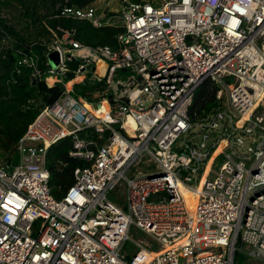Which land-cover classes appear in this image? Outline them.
I'll return each mask as SVG.
<instances>
[{
  "label": "built area",
  "instance_id": "built-area-1",
  "mask_svg": "<svg viewBox=\"0 0 264 264\" xmlns=\"http://www.w3.org/2000/svg\"><path fill=\"white\" fill-rule=\"evenodd\" d=\"M100 1L50 18L119 31L113 48L49 28L61 61L44 60L48 85L75 62L81 82L105 66L102 86L89 102L66 88L20 138L11 172L0 157V264H233L238 240L264 260V0ZM39 63L22 55L13 72L40 78ZM205 82L218 107L194 123ZM66 138L86 166L57 199L48 152ZM123 182L124 205L108 199Z\"/></svg>",
  "mask_w": 264,
  "mask_h": 264
},
{
  "label": "trees",
  "instance_id": "trees-1",
  "mask_svg": "<svg viewBox=\"0 0 264 264\" xmlns=\"http://www.w3.org/2000/svg\"><path fill=\"white\" fill-rule=\"evenodd\" d=\"M95 1L0 0V11L11 15V20L0 18V157L4 162H18L16 146L20 138L42 110L57 101L65 92L66 85L77 78L78 64L72 62L71 70L58 83L50 86L46 82L48 67L44 61V52L48 50V44L52 40L49 28L61 26L64 29H75L76 38L83 44L115 47L114 36L119 31L117 28H95L88 21L50 19L66 6L85 8ZM22 55H35L40 59L39 67L44 74L35 79V84L31 70L25 69L20 75L13 72L16 61ZM100 86L102 83L86 78L73 86V96L89 101L87 93ZM217 90V86L211 82H205L198 88L189 110L192 122H198L205 114L218 107ZM87 137L90 138L88 134ZM72 148L71 139L66 138L53 145L48 152L50 188L57 199H62L74 184L75 169L86 166L82 160L70 157ZM118 203L124 205L123 200ZM242 248V242L238 240L233 264H244L250 258Z\"/></svg>",
  "mask_w": 264,
  "mask_h": 264
},
{
  "label": "rangeland",
  "instance_id": "rangeland-1",
  "mask_svg": "<svg viewBox=\"0 0 264 264\" xmlns=\"http://www.w3.org/2000/svg\"><path fill=\"white\" fill-rule=\"evenodd\" d=\"M111 0H101L99 2V6L100 8H102V10L105 9V7L107 6L108 3H110ZM0 18L1 19H7V20H11V15H9L7 12L5 11H0ZM102 67V68H101ZM100 69H98V73L95 74L94 72H88L86 74H82L84 75L85 78H90L92 81L96 82L101 78L98 75H104V69L105 66H101ZM81 75V76H82ZM81 79L77 78L75 79L73 82H70L66 85L67 89H71L73 87L74 84L80 83ZM90 101V100H89ZM88 101V102H89ZM17 161L13 162V165L10 169H8V172H11L14 167H16L17 165ZM136 169V167L133 169V171ZM129 177H131V173L128 174ZM123 191H124V182L123 185L119 187L118 192L115 191L113 193L108 194V199L113 201V202H118L119 200H123L124 201V196H123ZM130 236L134 241H139L142 238H146V240L148 241L149 238L146 237L140 230L136 229V228H132L130 231ZM244 264H264V260L262 259H256V258H249L248 260H246V262Z\"/></svg>",
  "mask_w": 264,
  "mask_h": 264
},
{
  "label": "water",
  "instance_id": "water-1",
  "mask_svg": "<svg viewBox=\"0 0 264 264\" xmlns=\"http://www.w3.org/2000/svg\"><path fill=\"white\" fill-rule=\"evenodd\" d=\"M44 57L47 61V63L50 65V67L52 68V70L54 71H57L60 67V53L58 51H52V52H49V51H46L44 52ZM32 81H33V84L36 83V80L35 78H32ZM112 96L109 97V101L112 103ZM97 108H100V104L97 105ZM82 137H84V134H82ZM11 164V161H8L7 162V165L10 166Z\"/></svg>",
  "mask_w": 264,
  "mask_h": 264
},
{
  "label": "bare ground",
  "instance_id": "bare-ground-1",
  "mask_svg": "<svg viewBox=\"0 0 264 264\" xmlns=\"http://www.w3.org/2000/svg\"><path fill=\"white\" fill-rule=\"evenodd\" d=\"M102 68V67H101ZM104 108L106 107V104H103ZM183 195L185 197V201L187 203V206L189 208L190 211H193L196 205V198L193 196V194H191L190 192L186 191V190H182Z\"/></svg>",
  "mask_w": 264,
  "mask_h": 264
},
{
  "label": "crops",
  "instance_id": "crops-1",
  "mask_svg": "<svg viewBox=\"0 0 264 264\" xmlns=\"http://www.w3.org/2000/svg\"><path fill=\"white\" fill-rule=\"evenodd\" d=\"M72 82H73V81H72ZM74 85H75V84H74ZM74 85H73V86H74ZM71 89H73V87H72Z\"/></svg>",
  "mask_w": 264,
  "mask_h": 264
}]
</instances>
